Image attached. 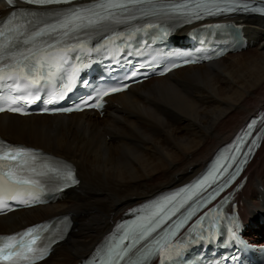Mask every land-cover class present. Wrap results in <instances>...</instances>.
Listing matches in <instances>:
<instances>
[{
    "label": "bare ground",
    "instance_id": "obj_1",
    "mask_svg": "<svg viewBox=\"0 0 264 264\" xmlns=\"http://www.w3.org/2000/svg\"><path fill=\"white\" fill-rule=\"evenodd\" d=\"M6 9L0 2V17ZM240 24L252 43L248 50L133 86L111 98L101 117L0 115L1 137L66 159L80 180L54 205L0 218V234L70 214L72 232L39 264H77L132 206L199 173L264 109V21ZM246 174L242 214L256 219L264 216V142ZM263 230L257 225L250 237Z\"/></svg>",
    "mask_w": 264,
    "mask_h": 264
},
{
    "label": "snow or ice",
    "instance_id": "obj_2",
    "mask_svg": "<svg viewBox=\"0 0 264 264\" xmlns=\"http://www.w3.org/2000/svg\"><path fill=\"white\" fill-rule=\"evenodd\" d=\"M27 3L37 6H50V5H59L69 3L70 0H26ZM145 0H128L127 4H117V3H107L100 4L91 9H82L75 8L70 11V13H52V15L57 17H62V19L57 20V22L47 24L45 27L41 28L39 31H35L31 36V43L34 45L33 48L26 50L25 52L19 53V58L16 60L15 65L12 67L14 70L18 71L25 80L29 81L32 84H38L41 80L42 74L41 69L44 64L49 63V61L65 63L68 59L67 56L63 54H58L57 52V44H59L58 36L60 34L67 35L68 33L74 31L75 29H83L86 25H101L110 19H114L117 14L111 12V9L121 8L127 9L130 4H143ZM7 3L14 9L15 4L14 0H7ZM180 7H187L186 5H181ZM196 8H207L209 10V14H211L212 10L217 12H226L232 11L236 8H243L244 10L248 9L247 4H236L229 3L228 0H223V3L211 4V5H195ZM17 15L16 11L12 12V16L15 17ZM31 15H36V13H31ZM195 19H200V13H194ZM191 19V18H190ZM151 27V25H149ZM47 37L50 41L47 44L46 48L36 47L35 45L41 43L39 38ZM70 46H64L62 51L67 52ZM132 75H135L133 73ZM83 83V81H81ZM65 87L70 91L71 83H67ZM128 87V85H120L113 86L111 88L112 92L120 91L123 88ZM108 93L105 92L104 95ZM13 111H18V109H12ZM70 109H63V111H69ZM3 111V109H0ZM253 121L249 124L248 129L244 132L243 136L237 137V145L244 143L245 137H247L251 129L253 127ZM255 141L249 147L248 153L246 155H250L252 148L257 147ZM235 147V146H234ZM238 150V149H237ZM30 150L27 149H19V148H8L7 150L0 153V161L12 162L18 161L22 159L26 154L29 153ZM247 159L241 161V163H246ZM34 175L26 176L23 173L22 168H13L11 166L5 167V169L0 172V194H6L9 198L15 199V194L18 193L21 189H24L26 186L35 187L39 185V181L34 177L36 175H40L41 173H36L35 169L32 170ZM241 171L240 167L236 168V173ZM234 175V174H233ZM216 174L215 171L209 173L203 179H201L198 183L186 187L181 190L184 193L181 196L178 204H173V201L176 200L177 196H180L181 193H176L172 196H167L163 199V201H156L152 204V207L155 209L154 212L139 217L141 223L137 224L134 229H131V240L129 242L128 247L132 244H135L138 240H142L150 235L152 232L156 230L160 226V224L171 215H174L176 211L179 210V206L186 203L188 199L191 198L192 195H195L199 190L204 189L210 180H215ZM72 180V173L67 174V181L70 182ZM226 183V182H225ZM224 185L221 184L220 188ZM219 189H217L218 191ZM215 193L209 195L208 199L213 198ZM22 203L24 201H21ZM207 202V201H205ZM3 203V200L0 199V204ZM172 205V207H169ZM163 213V215H161ZM192 212H189L187 216H184L182 219L178 220L175 223V228L169 232L164 234V237L160 240H157L156 247L154 249H148L149 253L155 251L157 253H163L165 249L174 248L176 253L179 254L180 250L186 248L190 243H195L196 240L201 242L207 240L209 243L212 242L214 236H222L223 232L220 229V221L219 219L215 221L209 222V227L207 229L208 235H204L202 232L195 233L194 236L190 234L189 238H181L178 243L175 245L172 244V239L175 237L176 232L182 227V225L192 216ZM208 218V214H205V217H201L200 220L197 221V225H201L204 223L205 219ZM230 224L232 225L231 236L233 241H240V237L238 235V222L235 218L230 219ZM212 229H216L215 232H212ZM36 232L35 228H29L26 232H24L23 236L31 237L33 233ZM128 236V233L125 234ZM36 244V239L33 238L31 242L26 241L17 235H10L3 238V242L0 243V261H3L4 264H25L26 261L33 259L36 254L43 255L39 249L33 247ZM128 248L124 246V242L122 241L120 245H117L115 248L111 249L109 252V259L107 264H119V261L123 260ZM235 259V257H225L223 260L225 264H227V260ZM100 264H105V261L101 260Z\"/></svg>",
    "mask_w": 264,
    "mask_h": 264
}]
</instances>
